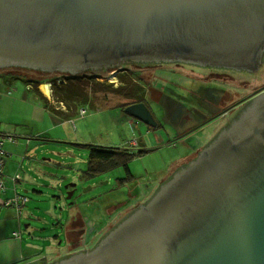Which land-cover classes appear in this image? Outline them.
Listing matches in <instances>:
<instances>
[{"label": "water", "instance_id": "1", "mask_svg": "<svg viewBox=\"0 0 264 264\" xmlns=\"http://www.w3.org/2000/svg\"><path fill=\"white\" fill-rule=\"evenodd\" d=\"M263 61L264 0H0L1 70ZM251 102L93 248L52 264H264V90ZM124 111L157 127L145 102Z\"/></svg>", "mask_w": 264, "mask_h": 264}, {"label": "rangeland", "instance_id": "2", "mask_svg": "<svg viewBox=\"0 0 264 264\" xmlns=\"http://www.w3.org/2000/svg\"><path fill=\"white\" fill-rule=\"evenodd\" d=\"M122 66V69L116 72H103L101 76H95L96 78L92 75V79L116 86L126 83L118 77L119 72L129 74L128 80L134 83L131 93L124 95L96 92L93 94L96 96L95 100L88 93L91 102L81 98L78 101L79 104L75 105L71 100L68 101V105L76 107V115L59 117V114L52 116L44 111V118L40 116L37 121L32 122L34 131H39L41 133L39 136L44 139L40 142L45 150L40 149L37 154L38 159H30V162L37 168L43 167L45 173H51V177L49 179L45 176L39 177L31 185H24L23 193L28 196L29 201L22 209L23 222L20 223L18 230L21 231L26 242L33 246L30 250L31 254L23 260L32 259L35 264H52L59 257L71 255L68 251L64 253L66 255L62 254L72 239H74L75 247H80L82 244L86 246L87 243L95 246L117 226L119 221L110 218H117L123 213L128 214L137 203L133 200L141 192L148 200L179 166L211 140L215 130L213 123L217 120L212 118L213 114H220V119L224 117L222 112L226 110L225 104L215 105L214 109H211L206 93L200 94L202 88H212L214 84L197 78L203 77L204 73L196 67L182 69L177 65L166 63L154 69L145 68L142 75L151 72L153 74L150 81L141 85L135 80L139 79L140 71L137 66L127 63ZM13 70V76L17 77L15 79L6 77L11 75L10 69H0V96L10 94L11 88L29 87L27 93L30 95L29 104L33 101L34 106L41 110L46 103L37 95L32 85H28L27 79L29 82L32 80V83L38 80L42 83L51 82L53 98L56 84H63L64 81L75 77L63 74L32 73L18 68ZM251 79L247 87H244L242 82L236 84L224 82L226 90L231 95L228 105L264 85V64L259 68L257 75ZM130 84L127 81L125 86ZM142 86H146L145 90ZM136 87H141L139 94ZM160 87L167 89L165 99L156 101L152 97L148 99L145 97V100L153 108L161 125L151 128L135 118L128 119L122 104L134 101L135 94L139 97L143 92L151 90L156 91L154 98H159ZM77 88L78 85L75 90ZM39 90L43 91L41 88ZM22 91L19 90L16 93L18 97L22 95ZM41 93L47 98L45 93ZM198 94L199 96H196ZM191 97L195 98V105L201 111L194 116L196 122L193 121L195 125H199L195 130L180 135L184 132L183 129L189 128L179 127L177 124V120L181 117L179 107L186 106L185 102L191 101ZM200 98L203 101L199 105L197 101ZM53 103L56 107L67 105L66 102H64L65 105L56 100ZM12 111L13 113H10L6 121H23L25 116L31 113V110L17 106ZM26 120L31 121L29 118ZM131 121L134 123L132 124ZM201 127L204 129L198 131ZM132 139H137L139 142L138 145L134 144L137 148L135 149L137 156L129 161V169L133 175L132 181L125 182L124 185L120 184L118 179L124 178L127 174L124 166L110 168L94 177L86 175L85 170H87L90 155L89 144L126 149L130 147L129 142ZM139 150L145 151L139 154L137 153ZM70 190H73L72 196L67 198ZM77 214L83 216V219L91 220L93 231L86 239L85 234L81 233L80 226L72 225V216ZM125 215L118 218H123Z\"/></svg>", "mask_w": 264, "mask_h": 264}, {"label": "crops", "instance_id": "3", "mask_svg": "<svg viewBox=\"0 0 264 264\" xmlns=\"http://www.w3.org/2000/svg\"><path fill=\"white\" fill-rule=\"evenodd\" d=\"M6 77L17 78L13 76L12 72L10 76ZM45 83L49 86L50 93L51 86L49 82ZM39 88L41 87L38 85V90ZM19 90H23L20 97L16 94ZM28 92L29 87L26 89L16 87L11 88L10 94L0 96V136L3 137V148L8 153L4 162L5 190H3L4 192L0 191V264L35 263L32 259L23 260V258L31 254L30 250L33 244L26 242L21 231L18 230L20 223L23 222V217L19 215L17 207L8 206L6 203L14 198L16 192L23 193L24 185H31L39 177L45 176L48 179L51 177V173H45L43 167L37 168L30 162V159H38L37 154L40 149L45 150L40 142V140L44 139L39 136L41 134L39 131H34L32 122L37 121L40 116L44 118L45 112L52 116L55 114L46 107L42 108V110L35 107L33 101L32 104H29L30 95L27 94ZM46 96L50 99V94ZM16 106L29 109L31 113L26 115L23 121H6ZM38 107L40 106L38 105ZM60 109L66 110L63 106ZM27 118L31 119V121H27ZM43 132L45 133V131ZM9 135L13 136L14 139L10 140L7 137ZM15 232H18L19 235H16Z\"/></svg>", "mask_w": 264, "mask_h": 264}, {"label": "flooded vegetation", "instance_id": "4", "mask_svg": "<svg viewBox=\"0 0 264 264\" xmlns=\"http://www.w3.org/2000/svg\"><path fill=\"white\" fill-rule=\"evenodd\" d=\"M263 64H264V61L262 62L261 67ZM161 65H163V64H147L143 67H140L139 68L140 72H138L139 79H135V80L137 82H139L141 85H143L146 81H150V79L152 78L151 75L153 73L151 72L150 74L142 75V71L145 68L151 67L154 69L155 67H159ZM174 65L175 66L177 65L182 69L186 68V67H196L198 70H200L201 72L204 73L203 77H197V78L202 79L204 81L212 82L214 84V86L216 85V86H223L224 87V88H217L216 86L215 87L213 86L212 88L211 87L202 88L200 91V94L206 93V97L209 101V106L211 107V109H214V106L218 105V104H220V105L225 104L226 105V110L222 112V117L224 116L222 119H220L221 118L220 114H217V115L213 114V116H212V118H215L217 120L213 123L214 124L213 127L215 130H214V133H212L213 136L211 137V140H213L223 128H226L234 120V118L237 117L238 113L245 106H247L251 101H253V98L258 93H260L264 90V85L259 86L255 89H253L252 91H250L249 94H246L244 97H241L235 103L228 105L227 103H228L229 99L231 98V95L226 90V86L224 85V82L226 81L228 83H233V84L242 82V83H244L243 86L247 87L249 85V82L252 81L251 78L254 75H257L259 69L257 71H249V70H244V69L243 70H237V69L231 68V67H209V66H198V65H189V64H174ZM140 88L141 87H136L138 94L140 93V91H139ZM142 88H144V90H145L146 86H142ZM160 88H161V91L159 94V98H154V94L156 93V91L151 90L150 92H143L142 95L139 97H138V94H135L136 99L134 101L128 103V104H130V103L141 102V101L145 102L146 105L150 108L153 116L155 117V120L157 121L158 127L161 124L158 122L156 114L153 111V108H151V106L149 105V102L147 100H145V97H146V99L152 97V99L156 100V101H160L162 98L165 99V94H166L165 90H167V89H164V87H160ZM196 96H199V94ZM202 101H203V99L200 98V99H198L197 103L200 105ZM128 104H125V103L122 104L123 111L125 109V106ZM185 105L186 106L179 107L181 117H179V119L178 120L176 119V120H177V124L179 127H184V128H189V129H183L184 132L180 135H184L185 133H189L190 131L195 130L197 128V126L199 125V124L195 125V123L193 121H195L194 116L196 114L201 113V111L199 109H197L194 102L186 101ZM168 108H169V105H168ZM127 117H129L128 119L133 120V118L130 115H128ZM131 122H132V124L134 123V121H131ZM136 123H138V122H136ZM203 129H204V127H201L198 129V131H201ZM189 136H191V134ZM144 197H145V195L142 194V192H141L137 196V198H135L133 200V201H137V203L130 209V212H132V210L137 208L138 205H140L141 203L146 201V199ZM130 212H128V214H130ZM128 214L126 213V215H125V213H123L122 215L118 216V217H120V216L125 215L123 218L113 217L110 219H113V220L116 219L117 221H121V219H124ZM72 218H73L72 219V225L80 226L81 233L83 235L85 234V239H86V237L89 234H91L93 231V226H91V224H92L91 220H89L90 218L83 219L84 217L81 216L80 214L72 216ZM97 226H99V225H97ZM100 227H102V225ZM100 227H98V228H100ZM73 244H75L74 239H72V241L66 246L62 255H66V254H64L66 251H68L72 255L73 253H76V252L80 251L81 249L86 250V249L91 247L90 243H87L86 246H84L82 244V245H80V247H77V246L75 247V245H73Z\"/></svg>", "mask_w": 264, "mask_h": 264}, {"label": "trees", "instance_id": "5", "mask_svg": "<svg viewBox=\"0 0 264 264\" xmlns=\"http://www.w3.org/2000/svg\"><path fill=\"white\" fill-rule=\"evenodd\" d=\"M129 65L137 66L138 70L140 67H143L147 64H141V63H127ZM129 74L126 73H118V77L124 81H127L131 83L127 87L125 86L126 83H121L116 86L113 84H106L105 82H101L99 80L92 79L91 74H85L80 75L78 77H72V80H66L64 83H58L55 85L54 94H53V100L64 103L66 102L67 105L65 107L66 110L60 109L57 105V107L54 105L53 102H51L48 98L43 96V94L38 90V85L42 83V81H35L36 85L28 81L29 85H32V87L36 90L38 93V96L46 103L44 105L47 109H49L51 112H53L55 115L59 114V117L62 116H74L76 115V107L73 105H68V101L71 100L75 105L79 104V99H83L85 101H90L88 98V93L92 96V98L95 100L96 96L93 95L96 92H111V93H122L124 95L129 94L133 91L134 87L132 85L134 84L133 81L128 80ZM87 80H85V79ZM45 82V81H44ZM114 83V82H112ZM78 85V88L75 90V87ZM107 85V86H106ZM89 89H87V88ZM55 96V97H54ZM92 101V100H91ZM90 101V102H91ZM128 104V103H126ZM72 120V118H71ZM90 155L88 159V167L87 170H85L86 175L90 177H94L97 174L107 171L110 168L117 167V166H124L126 170V176L124 178H119V182L121 185H123L125 182H130L133 179V175L129 169V161L137 156L135 153L136 151H130L128 149H121L119 147H113V146H103V145H88ZM145 150H139L137 153H142Z\"/></svg>", "mask_w": 264, "mask_h": 264}, {"label": "bare ground", "instance_id": "6", "mask_svg": "<svg viewBox=\"0 0 264 264\" xmlns=\"http://www.w3.org/2000/svg\"><path fill=\"white\" fill-rule=\"evenodd\" d=\"M40 87H41V89L43 90V92H44L46 95H49V94H50L51 97H50L49 100H50L51 102H52V101L54 102V100H53V98H52V95H51V94H52L51 91H50V93H49V86L47 85V83H42ZM195 98H196V96H195ZM195 98H192V97H191V101H190V102H194V103H195V101H196ZM148 126L151 127V128H157V127H158V126H157V127H153V126H150V125H148ZM135 143H136V144H135ZM138 143H139V142H138L137 139H132V140H130V142H129V146H130V147H129V148H126V149H128V150H130V151H131V150L135 151V149H137V148H136V146H134V144H135V145H138ZM4 166H5V165H4ZM2 179H3V187H2V189H0V191L4 192V191H3V190H5V189H4V186H5V185H4V168H3ZM123 185H124V184H123ZM153 195H154V194H153ZM153 195H152V196H153ZM17 196H24V197L27 198V200L25 201L24 204H19V205H17V204H15V199H16ZM152 196H151V197H152ZM151 197H150V198H151ZM150 198H149V199H150ZM149 199H148V200H149ZM148 200H146L145 202H147ZM28 201H29V198H28V196H27L26 194L16 192L15 195H14V198H13L11 201L7 202L6 205H8V206H11V205L16 206L17 209H18L19 215H22V209H23V207L26 206V204H27ZM145 202H144V203H145ZM141 204H143V203H141ZM141 204H140V205H141ZM140 205H138V207H139ZM135 209H136V208H135ZM119 222H120V221H119ZM15 234H16V235H19L18 232H15ZM93 247H94V246H91V247L88 248V249H91V248H93ZM88 249H86V250H88ZM81 250H82V249H81ZM81 250H80V251H81ZM84 250H85V249H84ZM82 251H83V250H82ZM78 252H79V251H78ZM61 258H63V257H59V258H57V259H61ZM57 259H56V260H57Z\"/></svg>", "mask_w": 264, "mask_h": 264}, {"label": "built area", "instance_id": "7", "mask_svg": "<svg viewBox=\"0 0 264 264\" xmlns=\"http://www.w3.org/2000/svg\"><path fill=\"white\" fill-rule=\"evenodd\" d=\"M84 114V113H83ZM10 140H13V136L9 135L7 136ZM3 137L0 136V189L3 187V179H2V174H3V168H4V162L6 155L8 154L5 149L3 148ZM27 200L26 197L24 196H17L15 199V204H24L25 201Z\"/></svg>", "mask_w": 264, "mask_h": 264}]
</instances>
